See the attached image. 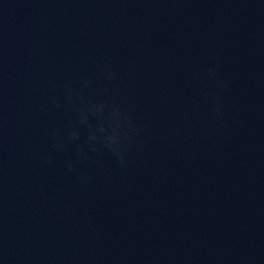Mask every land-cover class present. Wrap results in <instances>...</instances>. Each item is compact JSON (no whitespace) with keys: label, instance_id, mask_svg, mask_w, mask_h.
<instances>
[{"label":"water","instance_id":"obj_1","mask_svg":"<svg viewBox=\"0 0 264 264\" xmlns=\"http://www.w3.org/2000/svg\"><path fill=\"white\" fill-rule=\"evenodd\" d=\"M0 264H264V0H0Z\"/></svg>","mask_w":264,"mask_h":264}]
</instances>
